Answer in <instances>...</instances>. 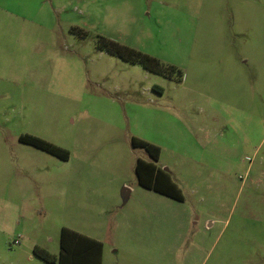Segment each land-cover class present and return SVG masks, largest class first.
I'll list each match as a JSON object with an SVG mask.
<instances>
[{
	"label": "rangeland",
	"instance_id": "1",
	"mask_svg": "<svg viewBox=\"0 0 264 264\" xmlns=\"http://www.w3.org/2000/svg\"><path fill=\"white\" fill-rule=\"evenodd\" d=\"M36 1L42 28L31 8L26 20L0 12V264H51L32 249L57 255L62 226L101 238L102 264H264V0ZM99 36L181 78L99 49ZM226 53L242 62L245 96L231 92L238 110L219 120L221 148L204 146L197 164L165 147V130L176 137L174 111L212 95ZM131 136L161 145L182 201L137 185L135 161L147 155Z\"/></svg>",
	"mask_w": 264,
	"mask_h": 264
},
{
	"label": "crops",
	"instance_id": "2",
	"mask_svg": "<svg viewBox=\"0 0 264 264\" xmlns=\"http://www.w3.org/2000/svg\"><path fill=\"white\" fill-rule=\"evenodd\" d=\"M34 3H38L36 0H32L31 2L27 0H0V12L1 13H9L13 16L20 17L22 20H26L28 18L27 14L24 12H28V9L31 8L36 19H39L40 22L35 21L34 19H29L32 24L36 23L39 25V27H44L43 26V18L40 16L42 15V11L34 12ZM41 5H37V9L40 8L41 10ZM40 14V15H39ZM1 18V17H0ZM33 18V17H32ZM51 28V26H49ZM10 38V37H9ZM6 34L4 31H0V50L3 55L6 53V48H5V42H6ZM242 62L234 59V57L230 53H226V56H223L221 59V64L219 66H224L226 68L221 67V78L218 81L219 86L213 90L212 95L206 100H200L199 102L197 101L196 105L194 104L193 110H188L185 108H178V110L174 111L176 115L178 114V119L177 121H174L178 125V129L175 131L176 137L171 138V135L169 134L167 127L165 130V137H164V145L166 148L170 149L171 151H178L182 150L183 152H186V156L188 155L191 159L195 155V163L201 164V160H203V156L201 155L202 149L204 146L207 145L208 149L212 152L214 150H217L221 148V146L217 142V135H218V123H220V119H223L227 124H231L230 120L233 117V110L237 109L234 107L232 100L234 101V97L231 95V92L238 88L239 94L240 92L245 96L246 92V80L244 78V71L241 68ZM218 75V74H217ZM235 85H233V82ZM241 99V98H240ZM243 100V99H242ZM203 104L206 105L203 106ZM240 106H244V100L240 102ZM238 110V109H237ZM241 113H244L246 111L241 110ZM174 113V114H175ZM114 132V131H113ZM112 132V135H113ZM116 132V131H115ZM178 135V137H177ZM120 136V134H119ZM132 137V136H131ZM130 137V138H131ZM138 138V137H137ZM141 139V138H140ZM120 140H118V134L114 137L111 138V142L113 143V147L115 148L116 151H118V147H120ZM147 142L153 143L159 147V155L158 159L154 162L161 170H163L165 173L168 174L169 178L171 181H173L177 187L180 189L182 197V188L177 184L175 179H173L171 173L166 169V167H162L164 163H159V158H160V144L157 143L156 141L153 140H145ZM214 147L215 149H212L211 147ZM141 148V147H139ZM122 154V152H121ZM147 158H141L145 161H149L150 157L146 153ZM214 158H211L210 160H213ZM200 160V161H199ZM209 160V161H210ZM208 161V160H207ZM206 161V162H207ZM158 162V164H157ZM165 176L163 174H160L158 176V181L160 183H165ZM83 179L87 180L88 182L90 181L89 177H83ZM122 186L125 183H121ZM139 187H142L145 191H152L153 193L157 194L158 196L161 197H167L170 199H173L171 197H168L162 193H159L157 191H154L152 189L143 187L139 184H137ZM128 192L127 195H130L131 192H133V187L128 186L126 187ZM126 195V196H127ZM150 195V194H149ZM184 199V197H183ZM182 199V200H183ZM176 200V199H174ZM182 200H177V201H182ZM82 234H85L89 237H92L96 240H99L100 242L102 241L101 238L91 235L86 232H80ZM104 254V249H103V243H102V255H101V264H102V258Z\"/></svg>",
	"mask_w": 264,
	"mask_h": 264
},
{
	"label": "trees",
	"instance_id": "3",
	"mask_svg": "<svg viewBox=\"0 0 264 264\" xmlns=\"http://www.w3.org/2000/svg\"><path fill=\"white\" fill-rule=\"evenodd\" d=\"M97 46L99 49L115 55L123 61L139 63L148 71L165 76H171L175 72L176 77L178 79L181 78V70L177 66L163 63L154 56L121 44L113 39L99 36ZM18 140L44 150L60 159L68 157V151L65 148L52 144L38 136L20 134ZM130 143L132 147L143 148L150 157L149 161L139 157L136 158L134 172L137 183L173 199L182 200L183 197L177 185L170 180L167 173L154 163L158 159L159 147L134 136L130 138ZM160 174L165 176L164 184L158 181ZM32 252L36 257L51 264H101L102 242L62 226L59 231V251L57 255L37 245L33 247Z\"/></svg>",
	"mask_w": 264,
	"mask_h": 264
},
{
	"label": "water",
	"instance_id": "4",
	"mask_svg": "<svg viewBox=\"0 0 264 264\" xmlns=\"http://www.w3.org/2000/svg\"><path fill=\"white\" fill-rule=\"evenodd\" d=\"M123 190H124V193H125V195H126L127 192H128L127 188H126V187H123Z\"/></svg>",
	"mask_w": 264,
	"mask_h": 264
}]
</instances>
